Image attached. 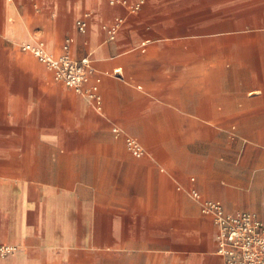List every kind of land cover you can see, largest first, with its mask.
<instances>
[{"label":"crops","instance_id":"0c3cea01","mask_svg":"<svg viewBox=\"0 0 264 264\" xmlns=\"http://www.w3.org/2000/svg\"><path fill=\"white\" fill-rule=\"evenodd\" d=\"M67 39L102 112L22 49ZM192 190L264 221V0H0V264H224Z\"/></svg>","mask_w":264,"mask_h":264},{"label":"built area","instance_id":"2783aa9c","mask_svg":"<svg viewBox=\"0 0 264 264\" xmlns=\"http://www.w3.org/2000/svg\"><path fill=\"white\" fill-rule=\"evenodd\" d=\"M111 4H121L128 14L139 12L144 0H110ZM126 18L118 16L114 23L105 25L109 40H114ZM81 32H85L88 23L80 19L76 23ZM71 40L64 44V53L55 55L48 52L43 42L37 44H24L22 49L33 54L40 62L46 64L53 72L55 80L73 88L75 92L88 99L98 112H102L103 98L100 92L101 79L95 75V67L91 57L74 59L70 53ZM116 135L123 130L113 126ZM126 145L129 152L135 157L145 155L142 144L134 137L125 134ZM192 197L200 203L202 214L210 216L219 226L218 252L224 258V264H264V221L252 212L231 214L226 212L219 201L204 199L197 190H192ZM16 250L10 244H0V257L6 256Z\"/></svg>","mask_w":264,"mask_h":264},{"label":"rangeland","instance_id":"374dc122","mask_svg":"<svg viewBox=\"0 0 264 264\" xmlns=\"http://www.w3.org/2000/svg\"><path fill=\"white\" fill-rule=\"evenodd\" d=\"M263 139V138H262Z\"/></svg>","mask_w":264,"mask_h":264}]
</instances>
